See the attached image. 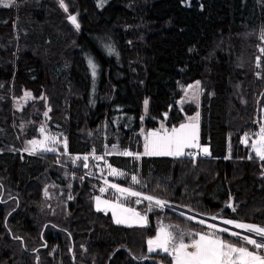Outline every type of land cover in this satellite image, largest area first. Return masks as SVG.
Returning a JSON list of instances; mask_svg holds the SVG:
<instances>
[{"label": "trees", "instance_id": "1", "mask_svg": "<svg viewBox=\"0 0 264 264\" xmlns=\"http://www.w3.org/2000/svg\"><path fill=\"white\" fill-rule=\"evenodd\" d=\"M64 3L67 12L59 0H0V264H172L148 253L159 221L206 228L157 207L147 227L117 225L94 205L97 195L119 196L100 192L108 165L125 174L108 177L123 187L264 227V160L242 143L264 126V0ZM196 81L210 157H142L143 126L157 128L168 111L169 126L197 112L178 104ZM27 91L34 101L16 108ZM43 126L66 138V152L24 151ZM91 155L103 157L92 171L82 166Z\"/></svg>", "mask_w": 264, "mask_h": 264}, {"label": "snow or ice", "instance_id": "2", "mask_svg": "<svg viewBox=\"0 0 264 264\" xmlns=\"http://www.w3.org/2000/svg\"><path fill=\"white\" fill-rule=\"evenodd\" d=\"M106 0H100V6ZM60 7L64 9L65 12L68 11L67 5L64 0H59ZM4 7H10L11 3H4ZM70 22L74 25L75 29L79 31L80 24L77 21L76 15H70L68 17ZM261 39H264V33L261 34ZM109 53H113L115 50L112 46H108ZM261 53H264V47L259 49ZM88 64L92 69V76L95 77L97 74V65L93 62L91 58L88 59ZM259 57H257V67H259ZM196 87L199 88V82L196 85H190L189 88ZM187 94V90H186ZM25 97H30L31 93H25ZM196 93L193 94V98H196ZM40 99H45V97H40ZM145 106H147V101H145ZM51 111V109H49ZM45 116L48 115L47 112L44 113ZM199 113L191 119L197 120ZM195 126L180 124L179 127H172L170 130L164 128L161 125V130H156L149 133L153 139L149 143L147 142L148 137H146L145 152L144 155H164V156H182L185 155L184 150L186 148H200L197 141V137L194 132L188 131L189 128ZM40 132L44 133V127L40 128ZM259 140L253 142L251 145L255 155L260 159L264 160V126L259 130ZM45 139H48L45 137ZM248 137H245L247 140ZM52 143L57 142V137L53 136L51 138ZM65 152L67 151V141L66 138L63 141ZM37 145H42L41 141L31 140L29 141V147L24 149L25 152L29 154H34L37 150ZM42 151L56 152L55 147H44L41 146ZM205 154H209L207 147L203 148ZM125 156H132L131 152L121 153ZM188 156H195V153L188 152ZM138 158V157H137ZM75 159H81V157H75ZM84 163L83 167L88 168V156L82 157ZM94 159L100 161L103 159L101 156H95ZM105 163H107L105 161ZM110 172L109 175H119L124 176L123 172L117 173V170L108 165ZM132 184H140V180L137 179L135 175L131 177ZM106 185L114 189L119 196L115 200H104L101 201L100 197L97 196V211H100L99 205L103 203L108 208L112 210V215L117 224L126 223L131 226V221L135 220L139 226H147L148 217L147 212L153 210V205L163 210L166 207H170L169 202L159 199L153 195L143 193L132 187H122L119 184L111 183L107 180L104 181ZM104 188L100 189L103 193ZM47 194V193H46ZM71 199V197H69ZM130 198H135L134 203L136 205L141 204L143 201H147V208L144 215L136 210L135 207H129L124 200H129ZM228 207H232L229 204ZM235 211V208H232ZM191 211V209H189ZM184 216V213H180ZM187 220H194L193 216H187ZM212 220H217L216 216L211 217ZM201 225H206L209 231H198V232H185L179 228V226H167L161 224L158 228L157 235L154 239L147 241L148 252L160 251L166 253L171 257L172 264H264V227H260L254 224H246L237 222L231 219H222V224L230 225L235 229H241L250 235H242L238 231H230L229 228L218 227L216 224H206V221L201 219L197 221ZM227 233L229 237L235 239L225 238L222 234ZM189 239L185 240V237ZM19 239V237H17ZM251 246V247H249Z\"/></svg>", "mask_w": 264, "mask_h": 264}, {"label": "rangeland", "instance_id": "3", "mask_svg": "<svg viewBox=\"0 0 264 264\" xmlns=\"http://www.w3.org/2000/svg\"><path fill=\"white\" fill-rule=\"evenodd\" d=\"M8 1V0H7ZM187 5L188 4H190L189 2L188 3H186ZM91 72H92V69H91ZM96 76H97V74H96ZM96 76H95V78H96ZM196 82H199V88H196V87H192V88H189V86L187 87V88H185V91H184V94H183V97L181 98V99H179V101H178V104L180 105V107L182 108V107H185V106H187V105H189V106H193V107H196V109H197V112H195L193 115H191V116H188V117H186V119H185V122H183V123H181V124H187V125H192V126H195V127H192V128H189L188 129V131H191V132H194L195 133V135H196V137H197V141H198V143H199V145H200V148H186L185 150H184V152H185V155H182V156H164V155H144V152H145V143H146V137H148V140H147V142L149 143V146H150V142H151V140L153 139L151 136H149V133H151V132H153V131H156V130H161L162 131V129H161V125H163L164 126V128H167V129H171L172 127H179V125H174V126H169L168 124H167V120H168V118H169V111H168V113H165L164 114V118H163V120H160L159 121V125L157 126V128H149V127H146V126H143L142 127V130H141V135H142V137H143V149H142V152H141V156L143 157H154V158H181V157H187L188 155H187V153L188 152H199V154H201L202 156H204V157H210V155H211V151H210V147L208 146V145H206V144H203L202 142H201V111H200V107H201V102H202V98H203V91H202V86H201V83H200V81H196ZM196 82H194V83H192L191 85H196ZM186 90H187V94H186ZM26 93V92H25ZM24 93V94H25ZM27 93H31V92H29V91H27ZM194 93H196L197 95H196V98H193V94ZM34 101V95H32V93H31V96L30 97H25V95L21 98V99H19V100H17L16 101V108H18V109H22V108H24L26 105H29L31 102H33ZM143 117H142V120H143V122H144V124H145V121L150 117V115H149V102L147 101V106H145V104H144V107H143ZM197 113H199V117H198V119L197 120H193V119H191L192 117H195L196 116V114ZM165 119V120H164ZM44 127V129H45V132L44 133H41L40 132V135H39V137H37V138H35L34 140H37V141H41L42 142V145H37L36 147H37V150H36V152L34 153V154H43V153H47L48 151H42V150H40L41 149V146H44V147H55L56 149H57V153H59V151L60 150H65V148H64V143H63V141H64V137L61 135V134H56V133H52V132H50L45 126H43ZM53 136H55V137H57V142L55 143V144H53L52 143V140H51V138L53 137ZM45 137H47L48 139H45ZM245 137H248V139L247 140H245ZM259 131L257 132V133H252V134H245L244 136H243V139H242V143L245 145V146H249L250 147V149H251V151H253V149H252V147H251V145L253 144V142H255V141H258L259 140ZM27 147H29V144L27 145ZM204 147H207L208 148V150H209V154H205L204 152H203V148ZM254 152V151H253ZM255 154V153H254ZM91 156H93V155H91ZM91 156H88V158H93V157H91ZM94 159V158H93ZM99 162L100 161H97V160H95V165H93L92 163H90V162H87L88 163V168L92 171V169H93V167L95 168V167H97L98 165H99ZM114 169H116V168H114ZM117 170V173H120V172H122L121 170H118V169H116ZM109 172H110V169L108 170V177H111V178H114V179H121V178H124V176H119L118 174L117 175H109ZM108 177H106V179H102V178H97V177H95L94 176V178L95 179H99L102 183H103V185H104V189L106 190V186H108V185H106L105 183H104V181L105 180H107L108 182H111L110 180H108ZM112 183H115V182H113L112 181ZM117 184V183H116ZM97 196H99L100 197V199H101V201H104V200H112V199H109V198H106V197H104L103 195H97ZM96 196V197H97ZM95 197V198H96ZM134 199L135 198H132V201L134 202ZM126 204V203H125ZM143 204H145V206H147V204H148V202L147 201H143L141 204H139V205H143ZM94 205H95V209L97 210V202H96V199H95V203H94ZM127 206H129V207H132V206H130V205H128V204H126ZM138 205V206H139ZM99 207H100V211L99 212H103V213H106V214H110L111 216H112V219H113V221L115 222V220H114V218H113V215H112V210L110 209V208H108L106 205H104L103 203H101L100 205H99ZM153 207H156L155 205H153ZM136 208V207H135ZM158 208V207H157ZM159 209V208H158ZM136 210L138 211V212H140L141 213V215H144L145 213H143V212H141L138 208H136ZM163 210H166V209H163ZM171 212V211H170ZM174 214V213H173ZM175 216H177V217H179V218H182V219H185V220H187L186 218H184V217H182V216H180V215H176V213L174 214ZM147 217H148V214H147ZM212 217V216H211ZM220 219H222V218H220ZM187 221H190V220H187ZM149 222H150V220H149V217H148V222H147V226H148V224H149ZM190 222H193V223H195V224H197V225H200V226H203V227H206L205 225H201V224H199V223H197V222H195V221H190ZM116 223V222H115ZM117 224V223H116ZM161 224H163V225H167V226H178V224L177 223H174V222H170V223H167L164 219H162L161 221H159V224H158V228H159V226L161 225ZM117 225H119V226H123V227H130V228H133V227H141V228H143V227H147V226H139V224L135 221V220H132L131 221V226H129L128 224H126V223H120V224H117ZM158 228H157V232H158ZM181 229V228H180ZM181 230H183V229H181ZM183 231H185V232H198V231H209V229H207V227L204 229V230H197V231H190V230H188V229H184ZM223 234H226L227 236H228V234L227 233H223ZM157 235V234H156ZM229 237V236H228ZM231 238H233V237H231ZM152 239H154V238H152ZM186 239H189L187 236L185 237V240ZM149 254H157V253H162V254H166V253H163V252H160V251H156V252H148ZM167 255V254H166Z\"/></svg>", "mask_w": 264, "mask_h": 264}, {"label": "bare ground", "instance_id": "4", "mask_svg": "<svg viewBox=\"0 0 264 264\" xmlns=\"http://www.w3.org/2000/svg\"><path fill=\"white\" fill-rule=\"evenodd\" d=\"M167 209H170L171 211L175 212L176 214L180 215V213H184L185 215L182 216L184 218H186L187 216H193L195 219L192 220V221H199L201 219L205 220L206 221V224H216L218 225V227H223V228H229L230 231H238V232H241L242 235H250L249 233L245 232L244 230H241V229H235L233 228L232 226L230 225H224L222 224V219H217V220H212L210 217H204L202 215H198V214H195V213H192V212H189L187 210H184L182 208H178V207H175V206H172L170 205V207H166ZM181 216V215H180ZM198 223V222H197ZM206 226V225H205Z\"/></svg>", "mask_w": 264, "mask_h": 264}, {"label": "water", "instance_id": "5", "mask_svg": "<svg viewBox=\"0 0 264 264\" xmlns=\"http://www.w3.org/2000/svg\"><path fill=\"white\" fill-rule=\"evenodd\" d=\"M112 182H109V184H111ZM123 187V186H122ZM232 204V203H231ZM169 205H172V206H175V207H178V208H182V207H179V206H176V205H174V204H171V203H169ZM166 210H168V211H171L170 209H167V208H165ZM182 209H184V210H187V211H189L188 209H186V208H182ZM172 213H174L175 214V212H173V211H171ZM189 212H192V213H195V212H193V211H189ZM196 214V213H195ZM198 214V213H197ZM177 215V214H176ZM198 215H200V214H198ZM202 216H204V217H210L211 218V216H206V215H202ZM223 219H225V218H223ZM236 221V220H235ZM237 222H240V221H237ZM241 223H245V222H241ZM246 224H249V223H246ZM255 225V224H254ZM257 226H260V225H257ZM260 227H263V226H260Z\"/></svg>", "mask_w": 264, "mask_h": 264}, {"label": "built area", "instance_id": "6", "mask_svg": "<svg viewBox=\"0 0 264 264\" xmlns=\"http://www.w3.org/2000/svg\"><path fill=\"white\" fill-rule=\"evenodd\" d=\"M127 152H129V151H127ZM193 153H195V156H194V157L189 156L190 159L193 160V161H198L199 159L204 158V156H202L201 154H199V152H196V151H195V152H193Z\"/></svg>", "mask_w": 264, "mask_h": 264}]
</instances>
